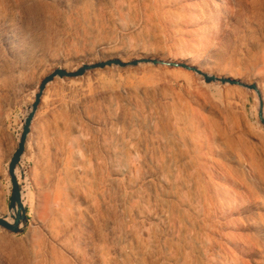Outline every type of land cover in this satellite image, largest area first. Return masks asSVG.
Returning a JSON list of instances; mask_svg holds the SVG:
<instances>
[{"label": "rangeland", "instance_id": "rangeland-1", "mask_svg": "<svg viewBox=\"0 0 264 264\" xmlns=\"http://www.w3.org/2000/svg\"><path fill=\"white\" fill-rule=\"evenodd\" d=\"M29 1L21 13L0 12V216L12 218L9 155L54 68L146 55L256 81L264 93V25L233 15L226 0H207L219 20L209 24L199 20L197 0ZM258 105L251 89L162 64L55 77L17 166L26 224L17 234L0 227V264H27L30 249L44 264H134L137 252L143 264H243L251 257L237 241L249 229L236 222L216 156L200 146L216 125L257 142ZM113 136L128 144L132 164L129 176H112L132 210L124 238L113 207L100 208L93 192L109 184L108 170L95 164Z\"/></svg>", "mask_w": 264, "mask_h": 264}, {"label": "bare ground", "instance_id": "bare-ground-1", "mask_svg": "<svg viewBox=\"0 0 264 264\" xmlns=\"http://www.w3.org/2000/svg\"><path fill=\"white\" fill-rule=\"evenodd\" d=\"M197 1H198L197 8H200L199 20H201L204 24H209L213 20L214 21L218 20V18H215V16L212 14V8L210 4L208 3L209 0L208 1L207 0H197ZM21 2L22 0H0V12L2 13V11L5 12L7 10L17 9V11L20 10V13H21V9H18L23 4ZM222 2H225V1H222ZM226 2H227V5L230 6L233 15L235 14L237 17H240V18L250 17V18L260 21L261 24L264 25V0H226ZM29 4H31L30 1H29ZM41 6L42 7L45 6L46 8H49L52 5L46 2V3H43V5ZM36 8H38V6H36ZM33 9L32 11L34 12ZM226 9L227 8L224 7L223 5V10L225 12L227 11ZM13 13L15 14L16 12H13ZM221 13H222V10L220 12V15ZM7 14L10 15V11ZM145 58L157 59V60L168 61V62H176L173 59L153 58V57H148L146 55L139 56L135 59H145ZM94 62H97V61H89V62H86L85 64H92ZM143 63H149V62H143ZM177 63H181L185 66H190V67L192 66L191 64H193V63H190L189 61H185V62L177 61ZM81 65L69 66V67L64 66L63 68L70 72V71L76 70ZM112 65H115V64H112ZM121 67H124V66H121ZM196 68H198L199 70H201L202 72L208 75L213 76L215 78V80L211 82V84L213 85H218L220 83V79L222 78L232 79L234 77L230 74L207 72L201 67H196ZM50 72H48L47 74H49ZM197 75L201 79H203L201 75L199 74ZM60 78H64V77H60ZM68 78H71V77H68ZM233 79L241 83V84H236V85L242 88H245L247 90L249 89L244 87L242 84H255L256 88L259 90L261 94L262 101L264 100V93L261 90L258 82L256 81L251 82L246 78H237V79L233 78ZM38 86H37V90H38ZM252 92L255 95H257L254 90H252ZM41 97H40V100H41ZM35 112L33 114V117L29 125V131L26 135V139L24 143V150L20 158L23 156L25 152L27 140L32 136L35 130V123H36V119L34 117ZM263 116H264V105H263ZM228 118L230 119V115H228ZM257 140H258L257 142H251L247 140L245 137L244 131H237L233 127L230 129H227L224 127V129H222L220 126L216 125L213 127L212 131L210 130L209 134L207 135V137L205 138V140L202 142L200 146V148L207 150L206 154H210V156L213 155L214 157L216 156L217 159H215V162H214V165H215L214 170L216 171V173L221 174L222 177L231 184V188H229V192H228L230 193L228 201L232 203V206L234 205L239 208L237 213L240 215V218H237L236 222L250 230V231L249 230L246 231L245 233H242L240 235L241 240L239 239L237 241V244H238L237 247H240L243 255L251 257V258H247L246 260H243V258L241 257V260L244 261L243 264L244 263L245 264H264V133H263V136L261 135V138L259 139L257 138ZM128 147H129L128 144L122 141L119 136H113L110 139V141L106 144L105 154L101 155L102 163L98 164L97 162V164H95L96 169L103 167L108 170V173H109L108 176L110 177L108 179L109 184L106 186L105 185L106 183H105L104 188H98V186L96 185H95L96 188H93L94 190L93 192L95 196L99 199L98 204L100 208L107 207V206L113 207L112 216L114 217L115 220L121 221V227H122V232H123V236H121L122 238L131 234V230L127 228L128 225L127 226L124 225L125 220H124V223H122V220L126 217L128 218L131 217L132 210L131 208L127 206V203H128L127 197L125 195H120L117 191V188L114 187L115 178H112V176L114 177L118 175L129 176L131 174L132 164H131L130 156L128 153ZM15 149L9 155L8 163ZM213 156H211L210 158H212ZM146 162H147L146 159L142 161V166L146 167L147 166ZM160 167L163 168L164 164L160 165ZM17 170L18 168L16 167V174H17ZM130 182H133V181L131 180ZM145 196H142V198H144ZM117 209L120 211V213L117 211ZM246 210L249 211L247 215L244 214ZM11 215L12 216L14 215L13 210H12ZM6 219L9 222H12V218L6 217ZM27 251H28L27 253L28 258L26 257L27 264H44L42 261L43 254H40L39 251L35 249H30ZM136 254L137 256L134 257V264H143L144 262L143 254L141 252H137ZM233 254H236V253L234 252ZM254 254H256V256ZM12 264H19V263H12Z\"/></svg>", "mask_w": 264, "mask_h": 264}, {"label": "water", "instance_id": "water-1", "mask_svg": "<svg viewBox=\"0 0 264 264\" xmlns=\"http://www.w3.org/2000/svg\"><path fill=\"white\" fill-rule=\"evenodd\" d=\"M139 62H149L153 65H158V64H164L168 67H181L185 68L187 70H191L203 77V81L205 83H210L215 80V78L211 75H208L201 70H199L196 67L193 66H185L181 63L177 62H168V61H161L157 59H150V58H145V59H133L128 62H122L119 59L113 58V59H107L104 61H97L92 64H82L79 68H77L74 71H67L62 68H55L47 74L39 83L38 90L35 93L34 96V101L31 105V111L30 113L25 117L23 124H22V130L19 136V141L17 144V148L13 152L12 156L10 157L8 167H7V173L9 175V180H10V198H9V203H8V208L9 210L13 209L15 211L14 215L12 216V222H9L5 216H0V227L4 228L12 233H20L23 229V227L26 224V209L22 203V197H21V188H20V182L18 179V176L16 174V167L18 166L20 162V156L23 153L24 150V143L26 139V135L29 131V125L31 122V119L33 117L34 112L37 109V106L40 101V97L42 95V92L46 86L47 83L52 81L55 77H77L82 75L86 70L88 69H93V68H103L105 66H109L112 64L119 65V66H135ZM220 82L222 84L228 83V84H241L237 80L234 79H226L222 78L220 79ZM244 87L248 89H252L256 92L258 100H259V105H258V110H257V116L259 122L262 124L264 127V116H263V101L261 94L259 90L256 88L255 84H242ZM22 176V173H21Z\"/></svg>", "mask_w": 264, "mask_h": 264}]
</instances>
